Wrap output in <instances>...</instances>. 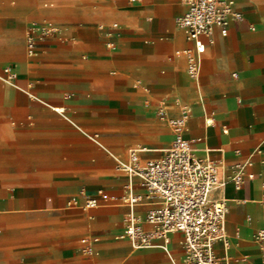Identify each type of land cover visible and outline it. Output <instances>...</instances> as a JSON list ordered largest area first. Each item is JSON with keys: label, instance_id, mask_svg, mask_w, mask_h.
Returning a JSON list of instances; mask_svg holds the SVG:
<instances>
[{"label": "crops", "instance_id": "1", "mask_svg": "<svg viewBox=\"0 0 264 264\" xmlns=\"http://www.w3.org/2000/svg\"><path fill=\"white\" fill-rule=\"evenodd\" d=\"M54 1L0 0V57L16 74L0 87V264H107L120 257L124 264H181L178 233L168 236L167 250L160 240L139 249L120 240L123 216L144 207L100 199L95 208L83 206L99 190L119 198L127 182L141 192L131 183L136 178L101 176L103 167L97 175L81 173L99 166L86 149L95 144L89 133L100 123L113 128L100 137L111 148L136 144L126 153L144 148L143 159L156 158L174 138L157 117L161 106L168 117L186 112L182 137L191 148H206L227 167L247 164L252 180L239 190L230 182L224 187L227 244H215L214 253L221 264H264V0H234L241 20L230 22L224 36L215 30L195 79L176 55L189 46L177 23L185 0H114L101 16L117 20L115 28L75 25L68 39L37 38L36 56L25 51L18 61L29 22L61 25L95 15L97 0H63L77 3L72 19L46 16ZM29 138L47 148V158L17 148ZM72 147L84 158L64 168L69 163L60 158ZM86 224L87 237L99 239L91 256L78 238Z\"/></svg>", "mask_w": 264, "mask_h": 264}, {"label": "built area", "instance_id": "2", "mask_svg": "<svg viewBox=\"0 0 264 264\" xmlns=\"http://www.w3.org/2000/svg\"><path fill=\"white\" fill-rule=\"evenodd\" d=\"M133 1V0H129ZM186 11L177 20L189 46L176 52L186 60V72L192 79L197 77L198 61L213 42L218 30L226 34L232 21L241 20L235 10L234 0H185ZM117 25L112 24V28ZM99 28H102L100 26ZM59 31L51 24L40 23L26 37L25 51L28 58L36 56V39L57 36ZM5 82H11L16 74L10 66L3 68ZM135 85H139L135 83ZM63 113V108H54ZM159 120L165 122L174 135L170 145L160 150L156 158L143 159L144 148H131L125 162L117 170L128 178H136L140 193H133V185L127 184L124 193L116 198L103 190L96 198H87L85 208H95L98 200L118 202L130 208L144 207L143 213L125 215L120 239H126L133 249L147 248L156 240L161 248L168 249L170 234L181 235L183 257L181 264H221L214 253V245L226 248L227 199L223 190L226 183L239 190L252 173H244L246 163L227 167L222 161H214L206 148L190 147L182 136L186 128L187 114L168 117L161 106L157 110ZM206 121V124H209ZM264 187V184H263ZM98 238H82L79 243L84 254H94Z\"/></svg>", "mask_w": 264, "mask_h": 264}, {"label": "rangeland", "instance_id": "3", "mask_svg": "<svg viewBox=\"0 0 264 264\" xmlns=\"http://www.w3.org/2000/svg\"><path fill=\"white\" fill-rule=\"evenodd\" d=\"M97 2V3H96ZM95 2V5L92 7L93 9V13L95 14L94 17H91L89 19L86 20H76L73 18V20L75 21H68L66 23H63L61 25H55V24H51L53 27H56L59 31V34H61L62 39H68L70 37V31L73 30V26L75 25H88V26H110L112 23L114 22H118L115 19L112 18H105L102 17V13L104 12H110L114 9V0H97ZM77 3L76 1H74V3L72 2H68L65 3V1L63 0H56L54 1L53 4V12H54V16H60L63 19H72L71 15L74 9H76L77 7ZM66 9V10H65ZM63 10L69 11L67 14H65V12H63ZM49 11V9H48ZM48 11L46 13H48ZM76 13V12H75ZM46 16H51V15H46ZM39 21H44V20H39ZM34 22V21H33ZM40 23H35L33 24L32 21L28 23L27 27L23 30V43L21 45V51H20V55L18 58V61H25L26 60V55H25V41H26V37H27V33L35 26H38ZM4 29V23L0 20V33L3 31ZM50 37V36H49ZM16 61V62H18ZM9 59L6 58H1L0 57V87L2 85H7L10 86L11 84H8L5 82V75L3 73V67L4 65H9ZM109 79H116L118 78V74H111L108 75ZM0 104H1V91H0ZM1 107V105H0ZM1 116V114H0ZM167 125V124H166ZM168 127V126H167ZM109 127H105L103 125H101L100 123L97 124L95 126V131H92L91 133H89V137L90 140L95 142V144L91 145L89 148H86L87 150H90V153L95 152V154L90 155L91 159H95L97 164L99 166H91V167H87L84 169H81V173L82 174H86V175H97V173L102 169V167L105 169V173L101 176H111V175H116V174H122L121 172H119L117 170V167L122 164L123 162H125L126 158H127V149L129 147H135L137 146L136 144L133 145H125L122 150L119 147H110L111 144L107 143L105 140L100 139V137L104 134L103 131ZM169 128V127H168ZM98 136H95V135ZM31 141H33L32 139H27V140H20V144L17 145V148L20 150L25 149L26 151H29L32 153L33 156H37L38 158L40 157H45L47 158L48 156V152H47V148L44 147V145H35L33 142L31 143ZM101 142V145L98 143ZM71 151L69 154H67V157L65 158L64 156L60 158L61 161H65L67 163H69L68 166L64 167V168H73V167H77V165H71V163L75 162L74 160H77L78 158H84L83 155H85L82 152H77L76 151V147H72L69 148ZM118 151V152H117ZM147 157H154L157 156L156 154L154 155H146ZM37 158V159H38ZM42 160V159H41ZM36 162V161H33ZM42 162H46V161H42ZM30 163H32L30 161ZM101 166V167H100ZM48 168V167H47ZM94 177H98V176H94ZM131 183H135L137 184L138 181L137 180H132ZM126 184H130V182H127ZM85 205V203H84ZM125 216H123L124 219ZM122 222L120 224V226L122 227L124 225V222ZM80 230L83 232H81L78 235V238H85L88 236L87 233V224L86 225H81ZM85 229V231H84ZM120 240H125L126 246L130 249V244L126 239H120ZM107 264H124L125 263V257H120L116 260L113 261H109L106 262Z\"/></svg>", "mask_w": 264, "mask_h": 264}, {"label": "bare ground", "instance_id": "4", "mask_svg": "<svg viewBox=\"0 0 264 264\" xmlns=\"http://www.w3.org/2000/svg\"><path fill=\"white\" fill-rule=\"evenodd\" d=\"M53 9L54 8H50L49 9V11H48V13H46V15H51V16H54L55 14H54V12H53ZM66 10V9H65ZM65 10H63V12H65ZM35 23H46V24H54V23H52V22H49V21H42V22H34L33 24H35ZM56 25V24H55ZM28 34V33H27ZM6 83H8V84H11L12 82H6ZM125 128V127H124ZM137 128V127H136ZM113 130V128H106L103 132H105V131H112ZM130 130V129H129ZM140 131V130H139ZM134 132V131H133ZM150 134V133H149ZM153 139V138H152ZM100 145H101V142H98ZM83 206H85V205H83ZM161 250V249H160Z\"/></svg>", "mask_w": 264, "mask_h": 264}]
</instances>
